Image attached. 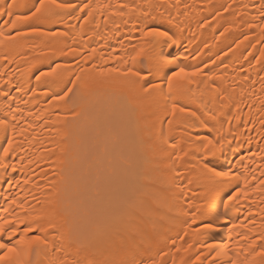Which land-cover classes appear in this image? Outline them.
Instances as JSON below:
<instances>
[{
  "label": "bare ground",
  "instance_id": "1",
  "mask_svg": "<svg viewBox=\"0 0 264 264\" xmlns=\"http://www.w3.org/2000/svg\"><path fill=\"white\" fill-rule=\"evenodd\" d=\"M38 6L0 0V242L27 264H264V0Z\"/></svg>",
  "mask_w": 264,
  "mask_h": 264
},
{
  "label": "snow or ice",
  "instance_id": "2",
  "mask_svg": "<svg viewBox=\"0 0 264 264\" xmlns=\"http://www.w3.org/2000/svg\"><path fill=\"white\" fill-rule=\"evenodd\" d=\"M57 7H65V5H56ZM13 7L12 4L8 5L9 8V15H11V11L10 9ZM44 8V0H40V6H38L36 8V12L32 13V15H36V13H40ZM30 17L28 16H18L16 19L18 21H26L27 19H29ZM13 26H15V21L13 22ZM147 34V33H146ZM157 35H166V33H157ZM140 53H137V56H139ZM171 61H168V63H170ZM53 71H55V69H53ZM131 75H138V73L135 72H131V70H129ZM181 74H183V70H181V73H177L174 74L175 76H180ZM194 74V73H193ZM174 77H169V89L171 90L172 88V81H173ZM180 112H185L186 109L184 108H180L179 109ZM176 111V106L173 105V113H175ZM2 123V122H0ZM209 143H211V141H209ZM11 146V141H9V147ZM9 151V148H4V155H7ZM229 199H231V197H229ZM5 223H10L8 221H5ZM3 228L4 225L0 224V233L3 232ZM26 232L28 231H32L31 228H27L25 229ZM36 240H38L37 237H34L32 241H28L26 242L29 246L35 242ZM0 250H4L2 253H0V264H27V261L24 259V252L17 248L15 245H10V244H6V243H2L0 242ZM260 255H264V252H261ZM233 264H236V262L234 261ZM245 264H253L252 261L250 260H246Z\"/></svg>",
  "mask_w": 264,
  "mask_h": 264
}]
</instances>
